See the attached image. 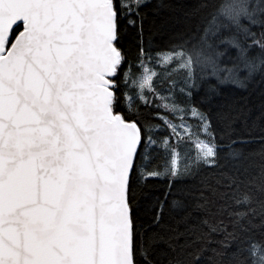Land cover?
<instances>
[{"label":"snow or ice","instance_id":"obj_1","mask_svg":"<svg viewBox=\"0 0 264 264\" xmlns=\"http://www.w3.org/2000/svg\"><path fill=\"white\" fill-rule=\"evenodd\" d=\"M151 7L0 0V264H264V0Z\"/></svg>","mask_w":264,"mask_h":264},{"label":"trees","instance_id":"obj_2","mask_svg":"<svg viewBox=\"0 0 264 264\" xmlns=\"http://www.w3.org/2000/svg\"><path fill=\"white\" fill-rule=\"evenodd\" d=\"M185 3H195V0H150V4L155 6L147 9L148 12V19L149 20H154L158 24L164 22L165 20H169V23H171V17L175 14V6L179 4H185ZM163 5H172V8L169 7H164ZM147 26V25H146ZM221 96H215L212 97L208 103L211 104L212 106L219 105L223 103L224 97L229 96V98H233L236 101H240V98L247 97L248 93L247 92H241L240 90H235L234 93L230 92L232 89L231 85H221ZM241 107H243V104H241ZM248 109H251L250 112H248V119L251 122V120L256 119L257 116H259V101L255 100L253 98L252 103L248 104ZM237 130L243 127V118L239 119L236 124ZM254 149H259L260 145L259 143H256L252 146ZM149 193V196L153 194L158 193L157 188H152L147 190Z\"/></svg>","mask_w":264,"mask_h":264}]
</instances>
